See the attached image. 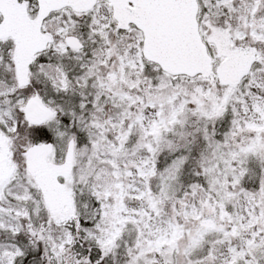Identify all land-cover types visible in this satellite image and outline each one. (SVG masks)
I'll list each match as a JSON object with an SVG mask.
<instances>
[{"label":"snow or ice","instance_id":"6c2138e0","mask_svg":"<svg viewBox=\"0 0 264 264\" xmlns=\"http://www.w3.org/2000/svg\"><path fill=\"white\" fill-rule=\"evenodd\" d=\"M0 264H264V0H0Z\"/></svg>","mask_w":264,"mask_h":264}]
</instances>
